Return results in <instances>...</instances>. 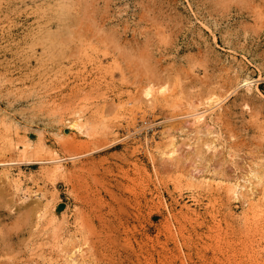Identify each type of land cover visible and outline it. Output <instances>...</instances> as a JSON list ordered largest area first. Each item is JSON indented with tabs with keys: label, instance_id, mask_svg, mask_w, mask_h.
Listing matches in <instances>:
<instances>
[{
	"label": "rangeland",
	"instance_id": "374dc122",
	"mask_svg": "<svg viewBox=\"0 0 264 264\" xmlns=\"http://www.w3.org/2000/svg\"><path fill=\"white\" fill-rule=\"evenodd\" d=\"M72 254L264 264V0H0V264Z\"/></svg>",
	"mask_w": 264,
	"mask_h": 264
},
{
	"label": "bare ground",
	"instance_id": "6f19581e",
	"mask_svg": "<svg viewBox=\"0 0 264 264\" xmlns=\"http://www.w3.org/2000/svg\"><path fill=\"white\" fill-rule=\"evenodd\" d=\"M150 87H151V85H150ZM147 88V87H146ZM148 88H149V86H148ZM152 88H150V89H147V91L145 92V94H143V95H145V97L146 98H153V94H152V92L154 91V88H153V90H151ZM165 90V89H164ZM152 91V92H151ZM154 97H155V95H154ZM148 101H150V100H148ZM152 101V100H151ZM150 101V102H151ZM193 117V116H192ZM197 118H195L196 119V122H202L203 121V123H204V120H206L205 118V116H203V115H197L196 116ZM193 121H194V119H193ZM86 123V122H85ZM195 123V122H194ZM196 124H198V123H196ZM65 130H64V135L63 136H67V137H69L73 132H75V131H77V132H80V133H82V134H84V135H88L90 132L88 131V127L84 124V122H83V120H82V116H81V114L80 113H75L74 114V117L72 118V119H68L67 121H66V123H65ZM90 130V129H89ZM210 134H211V132H209ZM90 136V135H89ZM33 143H34V141H32ZM32 142H29V145H24V147H23V149H21L20 151H21V153H22V156H23V158L25 159V160H27L28 159V155H29V152L31 151V150H33L34 149V145H33V143ZM32 144V145H31ZM174 153H175V151L174 152H172L171 153V155L170 156H168V157H170L171 159H173V155H174ZM170 158H168V159H170ZM175 158V157H174ZM57 161V160H56ZM59 161V160H58ZM57 161V162H58ZM55 163V162H54ZM61 163V162H60ZM59 163H57V165H58ZM60 168H61V166L59 167V165H58V170H60ZM256 177L259 179V180H261V177H260V175L257 173L256 174ZM195 179V177H193V176H191L190 177V179ZM189 180V179H188ZM231 186H229L228 188H230ZM230 190V189H229ZM230 192H232V194L234 195V197H237V195H238V192H237V190L232 186V188H231V190L229 191V192H227V193H229L231 196H232V194L230 193ZM229 195V196H230ZM26 199H28V197L26 198ZM252 200V199H251ZM75 255H71L70 256V260H71V262H73V263H75V264H77L78 263V261H76L77 260V257L75 256Z\"/></svg>",
	"mask_w": 264,
	"mask_h": 264
}]
</instances>
